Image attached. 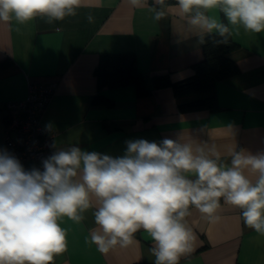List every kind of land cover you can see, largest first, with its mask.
I'll use <instances>...</instances> for the list:
<instances>
[{
  "label": "crops",
  "instance_id": "obj_1",
  "mask_svg": "<svg viewBox=\"0 0 264 264\" xmlns=\"http://www.w3.org/2000/svg\"><path fill=\"white\" fill-rule=\"evenodd\" d=\"M167 2L174 5L175 0ZM232 38L237 47L228 56L240 72L217 81L216 108L185 111L182 103L207 94L179 95L172 85L157 86L155 81L157 76L172 83L191 78L204 58V43L186 30L174 8L157 22L147 7L134 10L128 0H82L76 16L53 24L41 17L24 25L0 21V149L6 137L5 103L26 98L32 83H51L55 91L41 123L45 129L52 125L60 149L75 145L116 157L127 140L159 142L184 132L185 139L189 134L215 144L225 163H230L231 148L264 151V32L241 28ZM123 51L136 53L149 94L139 96L134 85L99 90L95 68L101 54ZM99 93L113 104H95ZM190 212L186 220L195 236L193 252L180 264H264V236L243 223L239 209L221 200L215 223L195 208ZM92 213L89 209L79 224L63 219L67 250L54 264H153L152 241L142 230L135 234V244L107 255L86 243L95 227Z\"/></svg>",
  "mask_w": 264,
  "mask_h": 264
},
{
  "label": "clouds",
  "instance_id": "obj_2",
  "mask_svg": "<svg viewBox=\"0 0 264 264\" xmlns=\"http://www.w3.org/2000/svg\"><path fill=\"white\" fill-rule=\"evenodd\" d=\"M128 4L134 10L147 7L157 22L174 8L200 44L206 36L226 44L241 28L264 32V0ZM81 7L82 0H0V21L24 25L41 17L53 24L76 16ZM87 20L91 23L93 16ZM51 128L46 125V130ZM125 144L123 154L114 157L75 145L60 149L53 143L55 150L42 160V170L25 169L14 154L0 149V264H54L67 250L61 222L66 217L79 224L89 209L95 227L86 243L107 255L135 244V234L142 230L152 241L153 264H180L187 258L195 240L186 220L190 208L215 223L221 200L239 209L243 223L264 236V151L231 148L230 163H225L215 144L189 134L185 139L184 132L175 139Z\"/></svg>",
  "mask_w": 264,
  "mask_h": 264
},
{
  "label": "trees",
  "instance_id": "obj_3",
  "mask_svg": "<svg viewBox=\"0 0 264 264\" xmlns=\"http://www.w3.org/2000/svg\"><path fill=\"white\" fill-rule=\"evenodd\" d=\"M215 39L206 37L203 46L204 58L195 64V75L183 81L172 83L167 77L157 76V86L172 85L176 94H200L207 96L190 102L182 103L181 110H197L202 108L214 109L218 106L216 99V83L240 72V67L228 54L237 44L231 37L228 43H217ZM98 88H117L134 85L139 96L151 92L145 85V77L138 69L137 55L134 52L102 53L95 68ZM98 105H112L113 100L99 93L94 98Z\"/></svg>",
  "mask_w": 264,
  "mask_h": 264
},
{
  "label": "built area",
  "instance_id": "obj_4",
  "mask_svg": "<svg viewBox=\"0 0 264 264\" xmlns=\"http://www.w3.org/2000/svg\"><path fill=\"white\" fill-rule=\"evenodd\" d=\"M55 85L30 84L26 98L5 103L6 137L3 149L14 154L25 167L40 168L42 160L50 156L55 133L46 130L41 116L51 101Z\"/></svg>",
  "mask_w": 264,
  "mask_h": 264
}]
</instances>
